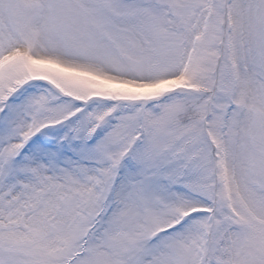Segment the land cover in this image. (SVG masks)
Returning a JSON list of instances; mask_svg holds the SVG:
<instances>
[{"label":"snow or ice","instance_id":"snow-or-ice-1","mask_svg":"<svg viewBox=\"0 0 264 264\" xmlns=\"http://www.w3.org/2000/svg\"><path fill=\"white\" fill-rule=\"evenodd\" d=\"M0 264H264V0H0Z\"/></svg>","mask_w":264,"mask_h":264}]
</instances>
